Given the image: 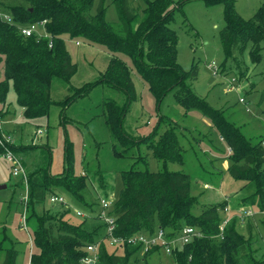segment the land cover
Segmentation results:
<instances>
[{"label": "trees", "instance_id": "1", "mask_svg": "<svg viewBox=\"0 0 264 264\" xmlns=\"http://www.w3.org/2000/svg\"><path fill=\"white\" fill-rule=\"evenodd\" d=\"M188 1L192 0H179L175 9ZM204 1L223 6L224 27L220 31L225 57L223 63L236 61L234 56L241 44L250 43L249 58L252 63L258 64L264 44V0L247 20L236 13L235 0ZM111 4L116 11L117 26L106 22L102 1L93 11L94 0H0V13L9 18L7 21L0 17V65L4 76V80L0 81V103L4 104L11 82L26 121L47 116L51 105L56 104L50 96L54 81L62 84L70 94L63 100V105L83 96L92 86H68L77 66L71 61L62 36L83 39L107 49L111 58L98 84H105L123 95L120 102L108 99L102 103L112 155L117 159H135L131 168L120 173L122 187L109 206L111 212L108 216L114 220L113 236L125 239L136 234L153 236L156 231L162 230L171 240L184 227H191L200 236L171 251L173 264H264V260L257 262L249 256L250 244L236 231L235 217L225 225L222 239L219 238L223 221L220 214L228 209L225 207L226 199L223 203L207 206L198 216L192 214L196 200L191 196L190 176L167 170L168 164L186 163L187 150L182 146L177 125L173 126L174 123L168 118H160L150 134L137 140L123 131L124 118L136 97L131 73L135 70L147 84L156 104L166 93L174 90V98L185 113L199 111L217 130L230 149L227 154L229 176L252 190L246 200L249 207L245 208L252 205L264 208V138L258 143H250L239 129L225 120L223 110L213 109L186 87V81L196 78V69L192 67L185 72L177 64L178 38L169 27L174 12L171 0L147 1L141 19L129 0H111ZM43 21L45 36L33 34L24 37L20 33L21 28ZM118 54L125 55L130 63L120 59ZM8 114L9 111L0 110V156L11 151L19 155L24 153L22 150L31 149L11 144L12 139L2 127ZM261 114L264 116V109ZM162 124L165 129L160 131ZM5 130L9 132L7 128ZM141 146L161 162L163 170L150 172L136 166L145 159L140 155ZM46 160L44 165L35 171L28 170L26 175L25 222L31 228L36 250L31 253L29 264H83L82 260L90 255L87 251L89 245H97L96 264H136L140 259L137 254L142 251L141 245H110L106 235L107 223L100 213L92 218L101 224L91 229H86L84 223L72 224L65 220L69 209L59 215L48 212L34 214L51 195L58 194L59 189L72 197L80 207L89 206L83 191L91 179L85 174L75 175L72 172L69 143L66 144L60 174L51 176ZM98 185L106 194L107 188L100 175ZM58 205L63 207V204ZM108 247L111 251H108ZM158 247H153L142 257L149 256ZM112 250L122 253L117 254ZM0 251L3 252L0 264L16 263L17 251L1 248V243Z\"/></svg>", "mask_w": 264, "mask_h": 264}, {"label": "rangeland", "instance_id": "2", "mask_svg": "<svg viewBox=\"0 0 264 264\" xmlns=\"http://www.w3.org/2000/svg\"><path fill=\"white\" fill-rule=\"evenodd\" d=\"M101 1L105 7L106 22L117 26L118 19L111 0H94L93 11ZM129 1L141 19L146 2L152 0ZM262 1L235 0L234 9L241 18L247 20L256 13ZM178 2L179 0H171L174 12L169 23L178 38L177 64L185 72L192 67L196 69V78L186 81V87L213 109L223 110L225 120L239 129L250 143H258L264 138V116L261 114L264 109V100L261 101L264 97V44L258 64L252 63L249 58L250 43L241 44L234 56L236 61L223 63L225 57L220 42V31L224 27L222 4L212 5L204 0H192L175 9ZM36 33L45 35L42 27H38ZM62 39L71 61L77 66L68 86L81 88L90 84L91 88L83 96L63 105V100L70 94L62 84L54 81L50 96L56 104L51 105L47 116L26 121L22 117L15 92L9 82L4 104L0 103V110H7L10 114L5 116L2 127L12 139L11 144L14 147L31 148L22 150L24 153L19 155L11 151L20 160L25 173L44 165L46 158L49 162V174H60L63 171L66 144L69 143L72 172L75 175L85 174L92 180L88 181L83 191L85 202L89 206L80 207L72 197L59 189L58 194L64 197L66 205L60 207L46 200L34 214L48 212L59 215L69 209L65 220L72 224L84 223L86 229H91L94 225L101 224L92 218L101 211L100 201L107 198L116 199L122 187L120 173L131 168L135 159H117L112 155L111 138L104 123L103 101L113 99L120 102L123 97L105 84H98L100 75L111 58L110 52L83 39L70 38L68 35H63ZM76 42L79 45H76ZM118 57L130 63L125 55L118 54ZM212 63L218 68L216 75L208 68ZM231 77L236 78V87L226 91L227 80ZM131 79L136 97L124 118L123 131L137 140L150 134L160 118H168L174 123L173 126L177 125L182 137V146L187 150L186 163L168 164L167 170L190 176L191 196L196 200L192 214L198 216L207 206L223 203L226 199L225 207L229 212L223 210L220 217H235L236 231L250 244L249 256L257 262L264 260V208L262 209L261 205H252V215L245 218L232 212L249 207L246 200L252 190L245 188L243 182L233 180L229 176L227 154L230 151L217 130L199 111L190 110L185 113L174 98V90L166 93L160 103L156 104L147 84L135 70L131 73ZM3 80L0 65V81ZM38 129L42 133L36 135ZM164 129L162 124L160 131ZM140 155L145 159L136 165L139 169H147L150 172L163 170L161 162L143 146L140 147ZM12 168L13 165L0 156V186H4L0 189V243L1 248L17 251L15 264H29L31 253L36 250L33 247L31 228L28 226L24 230L22 227V215H26L24 200L27 196V182L19 176H13ZM99 175L106 185V194L98 188ZM76 211L82 212L84 217L76 216ZM104 212L108 215L111 208L105 209ZM174 240L172 250L180 249L184 245L179 240V235L175 236ZM108 251H111L109 247ZM112 252L122 253L118 250ZM143 254V251L137 254L140 259L136 264H173L163 247H158L145 258L142 257ZM2 260L3 252L0 251V263Z\"/></svg>", "mask_w": 264, "mask_h": 264}, {"label": "built area", "instance_id": "3", "mask_svg": "<svg viewBox=\"0 0 264 264\" xmlns=\"http://www.w3.org/2000/svg\"><path fill=\"white\" fill-rule=\"evenodd\" d=\"M3 17L5 20H9V18L7 17V15H2L0 13V17ZM45 25V21L39 23V24H33L30 25L28 27H23L20 29V33L24 36V37H30L33 34H37L36 30L38 27H42L44 28ZM40 37V35H38ZM45 36V35H44ZM76 45H79L78 42L75 43ZM49 47H51V43L49 44ZM208 68L211 69L216 75V71L218 70L217 66L214 65V63L209 64ZM218 72V71H217ZM228 82L226 83V91L233 90L236 85V78L235 77H231L230 79L227 80ZM230 90V91H231ZM237 92L240 93L239 89H237ZM241 102H243V99L240 100ZM42 131L40 129L37 130L36 135L41 134ZM262 145L264 146V142L262 143ZM230 151V149H229ZM9 163H11L13 165L12 168V175L15 177H21L24 181H27L26 179V173L23 169V166L20 162V160L14 156L11 152H7L6 154H4L3 156ZM49 202L51 204H66V201L64 199V197L60 194H55V195H51L48 198ZM24 203H26V197L24 200ZM111 205V200H106V199H102L100 201V206H101V212H100V216L101 218L104 220L105 223H107V231H106V235H108L109 237V242L110 245H117V246H121L123 243H126L128 245H141L142 247V251L144 253H146L147 251H149L150 249H152L155 246H159V247H163L164 248V252L167 255L171 254L172 251V245L174 243V239L169 240L168 238H166L165 232L162 230H158L156 231L155 235L150 236V235H142V234H136L133 235L131 237L128 238H121V237H114L113 236V231H114V220L112 218H110L108 215H106V213L104 212L105 209H107L109 206ZM25 210V209H24ZM225 212H229L228 209H224ZM238 217H250L252 215V210L250 208H243L239 211L236 212ZM76 216H83L84 214L80 211H76L75 212ZM230 221V217L227 215L226 219H223L221 225H220V234H219V238L222 239V231L225 227V225H227V223ZM22 227L24 230H26V222H25V215H22ZM200 233L196 230L193 229L191 227H184L180 234H179V240H181V242L183 244H187L189 242H191L193 240V238L195 237H199ZM96 249H97V245H89L87 246V251L90 253V255L86 258H84L82 260L83 264H96L97 261V257H96Z\"/></svg>", "mask_w": 264, "mask_h": 264}, {"label": "water", "instance_id": "4", "mask_svg": "<svg viewBox=\"0 0 264 264\" xmlns=\"http://www.w3.org/2000/svg\"><path fill=\"white\" fill-rule=\"evenodd\" d=\"M4 188V186H0V189H3Z\"/></svg>", "mask_w": 264, "mask_h": 264}]
</instances>
